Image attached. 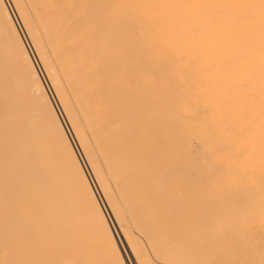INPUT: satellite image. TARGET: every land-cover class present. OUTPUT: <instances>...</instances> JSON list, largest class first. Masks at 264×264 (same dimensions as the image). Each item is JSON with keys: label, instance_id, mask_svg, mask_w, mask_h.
<instances>
[{"label": "bare ground", "instance_id": "bare-ground-1", "mask_svg": "<svg viewBox=\"0 0 264 264\" xmlns=\"http://www.w3.org/2000/svg\"><path fill=\"white\" fill-rule=\"evenodd\" d=\"M123 56L135 62V109L146 115L151 107L146 122L156 128L145 141L160 140L156 111L173 115L179 194L157 197L149 181L144 194L146 203L177 204L186 216L177 254L184 264H264V0H0V264L19 263L7 242L35 241L47 229L93 242L111 236L114 249L104 254L130 257L133 224L127 231L82 140L81 99L64 95L52 65L88 98L98 87L88 81V62ZM143 78L155 90L150 97ZM104 83L115 91L114 80ZM95 119L98 146H109L119 170L124 134L108 130L116 119L108 126L102 108ZM79 188L91 198L79 203Z\"/></svg>", "mask_w": 264, "mask_h": 264}, {"label": "rangeland", "instance_id": "rangeland-1", "mask_svg": "<svg viewBox=\"0 0 264 264\" xmlns=\"http://www.w3.org/2000/svg\"><path fill=\"white\" fill-rule=\"evenodd\" d=\"M94 50L103 52L113 50V48H88V51L93 52ZM126 51L123 50V52ZM93 60L95 61L96 58ZM52 65L55 68L53 73L55 81L59 87L63 88L64 95L66 94L71 102H73L72 99H75L76 102L81 99L80 108L83 109V120L86 122V125L80 124L82 140L86 144L85 146L93 152L94 166L100 180L108 188L116 205H118V210L126 218L127 231L129 222L133 224L134 235L131 236L129 243L132 253L131 255L128 253L130 257L122 254L114 258L112 255L108 256L107 253L106 256L104 254L106 250L114 249V241L110 238L111 236H101L94 240L96 242H93L90 237L85 240L84 237L77 234H68V231L58 235L55 232H49L47 229L43 235L34 237L35 241H26L27 237L19 235V241L7 242L12 251L14 248L19 253L18 264H26L29 261L31 264H50V261L51 264H101L103 260L113 264H157L155 261L163 264H184L186 260L184 254L181 252L177 254V252L184 243L182 230L183 222L187 220L186 216L180 213V206L177 204H173L171 208L170 205L146 203L144 194V185L148 181L152 183L153 195L157 197L166 198L173 195L176 198L179 194L181 159L179 152H177L178 143L172 113L163 108L155 112L154 123L159 124L157 135L160 140L154 144L145 141L146 136L151 134V128L155 129L156 127L147 124V122H152L151 107L146 108V115L142 108L140 111L135 109L137 106H141L136 101L137 97H141V89L138 88L135 93V79L132 76L135 62L127 56H123L120 62L110 61L108 65L88 62L87 66L91 70L86 74L89 77L88 81L98 86L95 88V94L92 93L88 98L69 89L68 74L64 71L60 72L61 64L59 62L53 61ZM104 80H114L115 91L112 87H108ZM142 84V91H146L147 97H150L151 93L155 92V90H151V81L143 78ZM96 96L100 97L97 105L93 103ZM84 101L91 104L89 108L84 107ZM101 108L104 114H107L108 126L116 119L117 124L115 123V125L117 126L108 130L114 133L122 132L124 142L128 144L124 150V163L119 170L113 171L111 168L109 146L105 147L104 142H101L102 148L98 146V138L103 135V128L101 127L99 133V126L96 119L95 122L93 121V117L96 118V113ZM90 112L94 115L88 114ZM126 134H129L130 137H127ZM106 136L107 132L104 137ZM109 136L110 132L108 138ZM73 143L76 147V142L73 141ZM168 146L174 149V154L169 162L170 165H168V152L171 149ZM149 150L154 151L155 155H149ZM77 151H79L78 148ZM51 155L54 158L52 153ZM133 164H135L134 171L130 170ZM86 189L88 190V188ZM128 189L131 194H127ZM77 191L79 193H76V197L79 203L87 201L85 196L90 197L88 194L85 195L82 188ZM130 197L133 198L131 203L127 200ZM75 228L78 229V227ZM121 248L123 247L121 246ZM24 254H27V257H23Z\"/></svg>", "mask_w": 264, "mask_h": 264}]
</instances>
